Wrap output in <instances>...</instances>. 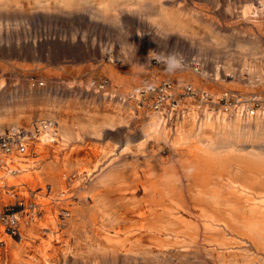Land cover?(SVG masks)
<instances>
[{"label":"rangeland","instance_id":"rangeland-1","mask_svg":"<svg viewBox=\"0 0 264 264\" xmlns=\"http://www.w3.org/2000/svg\"><path fill=\"white\" fill-rule=\"evenodd\" d=\"M168 57L172 67L179 58H195L200 72L165 67L160 61ZM263 74L264 0H0V134L42 120L58 121L59 135L66 134L41 157L31 154L34 144L25 156L35 163L27 171L30 184L18 192L43 207L22 227L21 240L0 228V264H28L33 257L43 264L44 254L50 264H186L142 255L136 246L123 257L100 244L105 236L116 242L120 212L141 200L147 159H166L178 170L180 158H189L183 149L142 137L150 115L167 121L161 110L139 108L138 95H127L167 81L176 92L191 84L243 97ZM184 97L178 96L183 116L169 129L190 113L196 121L205 114L235 118L198 112L197 102Z\"/></svg>","mask_w":264,"mask_h":264},{"label":"bare ground","instance_id":"bare-ground-1","mask_svg":"<svg viewBox=\"0 0 264 264\" xmlns=\"http://www.w3.org/2000/svg\"><path fill=\"white\" fill-rule=\"evenodd\" d=\"M214 75L219 76L218 69ZM195 80L202 84L201 79ZM250 94L238 95L245 99H240L242 103L233 113L235 118L205 114L196 121L195 113H190L178 128L169 129L159 115L149 116L141 128L142 137L156 144L166 143L174 151L183 149L189 158H180L178 170L166 159L158 163L146 160L148 174L140 184L142 198L131 209L120 212L117 229L113 228L116 242L105 236L100 243L102 249L127 257L136 246L142 255H164L186 264H264V116L261 110L254 116L250 111H241L251 100ZM249 118H254L253 125H247ZM43 121L48 125L44 126ZM186 124L191 128L184 129ZM58 125V121L42 120L31 127L24 126L31 131L37 128L39 136L33 143L35 147L30 144L32 152L27 147L24 156L15 157L6 172L0 173L1 196L6 197L7 190L13 192V187L30 184L27 171H32L35 160L25 156L38 153L41 157L46 153L45 146L66 141V134L59 135ZM254 136L262 141L250 140ZM22 173L26 175L17 180ZM32 178L41 181L38 174ZM13 180L18 184H10ZM137 181H131V191ZM64 211L68 216L69 212ZM34 218L38 217L31 215L27 224ZM121 235L125 238L119 241ZM21 238L22 232L18 240ZM133 238L130 246L125 244ZM44 255L43 264H50ZM33 259L28 264H33ZM87 263L99 261L84 262Z\"/></svg>","mask_w":264,"mask_h":264},{"label":"built area","instance_id":"built-area-1","mask_svg":"<svg viewBox=\"0 0 264 264\" xmlns=\"http://www.w3.org/2000/svg\"><path fill=\"white\" fill-rule=\"evenodd\" d=\"M172 61L171 57H168L160 62L171 69H191L194 72H200L201 67L196 63L195 58H179L175 67L170 65ZM31 85L33 87H41L43 82H32ZM179 88H181V92L173 91L172 85L167 81H160L158 84H152L147 88H139L136 90V94L139 96V99H137V102L140 103L139 108L147 106L148 111L146 113L152 110H161L162 118L167 121L168 125L174 119L183 116L182 108H179L181 98L179 99L178 96L180 95L185 96L184 98H188L190 101L197 102L196 108L198 112H202V108H205L207 111H221L232 116L242 103V101L240 102L241 97L238 96L239 91H223L220 96H217L218 94L214 95L208 91L194 88L191 84H184L183 87ZM252 89L250 92L252 94L250 96L251 100L246 101L247 105L241 111H250L253 115L257 110H261L262 116H264V74L259 80H256ZM259 91L262 92L261 95H259ZM255 92H258V94H255ZM134 95L135 92L133 91L127 95V98H134ZM244 99L241 100L244 101ZM146 101L149 103L145 104ZM42 123H45V121ZM43 125L48 124L45 123ZM38 136L39 130L37 128L32 127L31 131L30 128H25L24 126L11 127L0 134V173L6 172L5 170L9 168L15 157L24 156L27 147L30 148V144L37 142ZM18 187L20 186L13 187V192L7 190L5 192L6 197L2 194L6 200L2 198V191H0V228L3 229L4 234L15 239L20 238L22 227L26 226L25 224H27L29 219L31 220V215L38 217L41 211L39 205L32 202V199L19 194L18 191L20 189Z\"/></svg>","mask_w":264,"mask_h":264}]
</instances>
